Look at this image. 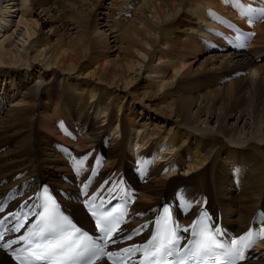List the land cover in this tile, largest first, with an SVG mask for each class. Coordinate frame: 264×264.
Masks as SVG:
<instances>
[{
    "label": "bare ground",
    "instance_id": "bare-ground-1",
    "mask_svg": "<svg viewBox=\"0 0 264 264\" xmlns=\"http://www.w3.org/2000/svg\"><path fill=\"white\" fill-rule=\"evenodd\" d=\"M65 1L0 0V35L15 27L0 40L2 194L15 175L69 190L92 174L138 188L134 209L146 212L183 186L245 231L264 211V23L247 53L201 60L214 44L230 50L226 0H143L116 28L125 1ZM135 143L144 160L129 165ZM162 148L174 161L150 166ZM0 264L12 263L0 252Z\"/></svg>",
    "mask_w": 264,
    "mask_h": 264
},
{
    "label": "snow or ice",
    "instance_id": "snow-or-ice-1",
    "mask_svg": "<svg viewBox=\"0 0 264 264\" xmlns=\"http://www.w3.org/2000/svg\"><path fill=\"white\" fill-rule=\"evenodd\" d=\"M259 11L260 15L264 16V9ZM252 22L250 18L249 24ZM243 38L247 39V36ZM44 208L45 212L41 214L40 220L28 229L27 235H20L18 240H5L4 231L0 230V248L6 251L12 249L10 254L17 264H33V261H44L45 264H96V261L104 256H107L112 264H127L126 256L114 259L121 254L106 251L109 243L116 244L119 239V231H122L120 229L122 213L117 216L113 211L95 209L91 204L88 205L91 215L95 218V229L102 234L101 240L97 241L54 207L49 208L45 203ZM3 212L4 209L0 208V213ZM163 212L164 216L156 221L158 233L153 235L147 244L123 248L121 251L130 255L142 250L143 260L140 264H207L206 257H212L216 249L225 247L210 236L208 226L201 223L199 233L196 231V225L193 226L192 232L194 237L199 238L195 239L190 247L181 250L178 244V226L172 221L168 208H164ZM12 216L16 219V225L11 230L19 233L25 227L21 222L23 218L16 214ZM5 222V219H0V229ZM214 231L218 233L220 229L216 228ZM261 233L264 234V228L261 229ZM252 235V231L249 230L238 240L232 241L233 246L227 247L224 252V255L229 257L226 264H237V261L245 258V250L254 243V240L249 239ZM127 238L131 239V235ZM20 241L25 242V247L14 249L13 245ZM215 264L222 262L217 260Z\"/></svg>",
    "mask_w": 264,
    "mask_h": 264
},
{
    "label": "rangeland",
    "instance_id": "rangeland-1",
    "mask_svg": "<svg viewBox=\"0 0 264 264\" xmlns=\"http://www.w3.org/2000/svg\"><path fill=\"white\" fill-rule=\"evenodd\" d=\"M55 1H57V0H55ZM105 1V3L107 2V0H104ZM123 1H125V3L127 2V0H123ZM129 1H131V4H130V6H131V8H127L125 11H127L128 13H129V16H123V15H121L120 13L124 10V8L127 6V3L126 4H124V6H122V9H121V11L120 12H117V13H115V15H114V18H116L115 20H117V21H121L120 22V24L121 25H115V24H113V25H111L113 28H116L117 26H124V25H128L129 24V22H130V20H132V16H133V14H135V11H136V9L138 8V7H140V5L143 3V0H129ZM63 2L65 3V5L67 4V5H69V2H67V1H65V0H63ZM119 2V0H117V3ZM98 8H99V6H98ZM18 9V10H17ZM13 10V11H12ZM19 11V5H17V8H12L11 9V12H12V17L10 18V20H11V22H15V21H17L18 20V18H19V16L21 15L20 14V11ZM112 11H116V8L115 9H113ZM106 13V11L105 10H103V14H105ZM120 14V15H119ZM65 15H67L66 13H64V16ZM87 18H89L90 20H92V22H91V24L93 25V24H95L94 22H96V16H95V14L93 13V12H89L88 14H87ZM52 24V23H51ZM52 25H55V24H52ZM103 25H105V23H103ZM104 29L105 28H103V31H104ZM6 30H8L9 32L6 34H4L3 35V33H1V35H0V40L1 39H3L5 36H8V35H10V34H12L13 32L15 33V27H13V25H12V23L10 24V26H9V28H7ZM47 30V28L45 27L43 30H42V32H45ZM11 32V33H10ZM16 37V35L14 34V36L12 37V39H14ZM110 44L111 45H113V42H112V39L110 40ZM204 51V50H203ZM207 53L208 54H203L204 56H202L200 59L202 60V59H204L206 56H210L212 53L213 54H216V53H218V52H215L214 51V49H207ZM212 54V55H213ZM218 54H220V53H218ZM260 59H262V58H260ZM259 60V59H258ZM257 60V61H258ZM256 61V62H257ZM264 62V60L263 61H260V63H263ZM259 62H257V64H260ZM160 195H164L165 197H166V194H164V193H161ZM164 198V197H163Z\"/></svg>",
    "mask_w": 264,
    "mask_h": 264
}]
</instances>
